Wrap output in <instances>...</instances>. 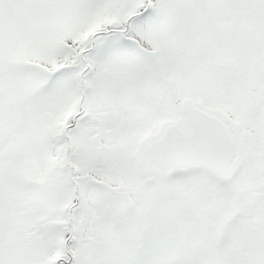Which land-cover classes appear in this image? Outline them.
<instances>
[{"label":"snow or ice","instance_id":"6c2138e0","mask_svg":"<svg viewBox=\"0 0 264 264\" xmlns=\"http://www.w3.org/2000/svg\"><path fill=\"white\" fill-rule=\"evenodd\" d=\"M0 264H264V0H0Z\"/></svg>","mask_w":264,"mask_h":264}]
</instances>
